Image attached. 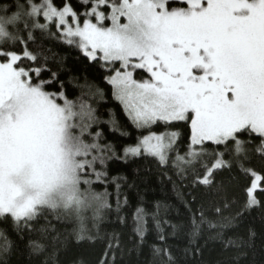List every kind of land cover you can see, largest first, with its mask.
<instances>
[{"label":"snow or ice","instance_id":"obj_1","mask_svg":"<svg viewBox=\"0 0 264 264\" xmlns=\"http://www.w3.org/2000/svg\"><path fill=\"white\" fill-rule=\"evenodd\" d=\"M0 12V45H21L19 52L0 47V223L22 238L48 230L50 224L39 225L45 213L59 220L92 209L99 218L109 207L107 193L92 188V177L105 174L97 163L115 154L94 127L99 120L89 99L100 90L85 84L87 92L69 99L55 73L40 79V54L28 43L36 30L102 62L115 98L147 131L124 149L125 158L146 154L167 163L181 135L176 129L184 127L189 144L176 154L178 171L199 164L193 183L213 186L215 173L232 167L228 153L251 176L244 211L264 207L257 198L258 189L264 196V174L247 164L252 140L264 160V0H79L78 7L25 0ZM145 216L137 209L141 241ZM202 222V211L199 223L193 215V238ZM5 232L0 228V254L13 243ZM29 246L43 249L38 240ZM154 251L168 255L166 248Z\"/></svg>","mask_w":264,"mask_h":264},{"label":"trees","instance_id":"obj_2","mask_svg":"<svg viewBox=\"0 0 264 264\" xmlns=\"http://www.w3.org/2000/svg\"><path fill=\"white\" fill-rule=\"evenodd\" d=\"M63 2L54 0L57 6ZM17 3L24 4L25 0H0V9L14 11ZM71 3L79 6V0ZM33 35L29 50L40 54L37 64L44 69L40 79L50 80L55 73L69 99L87 92L85 84L93 91L100 90V95L89 99L99 120L94 127L101 133L100 142L111 145L115 154L103 166L97 163L96 170L105 174L101 180L92 177V188L107 193L109 207L100 212L99 218L73 215L58 220L54 213H45L39 225L50 224L48 230L37 228L22 238L0 223L13 242L8 252L0 254V264H264V207L244 211L251 176L241 171L230 154L225 153V159L232 167L218 170L213 186L193 183L197 172L203 171L199 164L183 174L174 164L176 154L184 155L188 150L189 130L184 127L176 129L181 135L167 163L147 155L125 158L124 149L135 146L141 133L146 135L147 131L138 129L116 100L102 62L88 59L75 45L54 35L39 30ZM0 47L21 50L20 44ZM22 63L27 67L32 62ZM153 130L163 132L164 128L154 126ZM258 145V140L250 142L247 164L264 174V160L255 152ZM257 198L264 199L259 189ZM217 207L221 209L219 214ZM137 209L146 213L143 241L136 232ZM201 211L203 222L193 238V215L199 223ZM81 228L84 238L77 239ZM30 240H38L43 249L33 252ZM156 248H166L168 255L156 254Z\"/></svg>","mask_w":264,"mask_h":264},{"label":"rangeland","instance_id":"obj_3","mask_svg":"<svg viewBox=\"0 0 264 264\" xmlns=\"http://www.w3.org/2000/svg\"><path fill=\"white\" fill-rule=\"evenodd\" d=\"M139 75H142V74H139ZM117 100V99H116ZM119 103H120V101L119 100H117ZM122 105V104H121ZM123 106V105H122ZM124 107V106H123ZM176 144H177V142H176ZM176 144L174 145V148H175V146H176ZM170 153V152H169ZM142 155H146V154H142ZM141 156V155H140ZM147 156H149V155H147ZM169 156V155H168ZM132 157V156H131ZM137 157V156H136ZM153 157V156H152ZM93 216L94 215V213H93V210L92 209H87L86 211H84L83 213H82V215L81 216Z\"/></svg>","mask_w":264,"mask_h":264}]
</instances>
